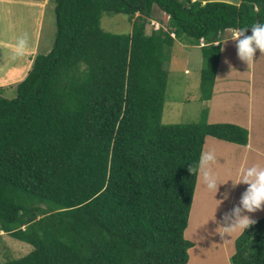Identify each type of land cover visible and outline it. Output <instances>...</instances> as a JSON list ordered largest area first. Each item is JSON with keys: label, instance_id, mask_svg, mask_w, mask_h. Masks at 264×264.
<instances>
[{"label": "trees", "instance_id": "1", "mask_svg": "<svg viewBox=\"0 0 264 264\" xmlns=\"http://www.w3.org/2000/svg\"><path fill=\"white\" fill-rule=\"evenodd\" d=\"M54 3L52 50L34 58L14 98L0 94V232L32 246L0 264H187L206 139L246 147L249 132L205 119L163 124L164 52L203 41L210 100L223 35L264 21V0ZM157 10L167 28L147 34ZM105 13L127 16L132 32L105 31ZM255 221L231 264H264V217Z\"/></svg>", "mask_w": 264, "mask_h": 264}, {"label": "rangeland", "instance_id": "2", "mask_svg": "<svg viewBox=\"0 0 264 264\" xmlns=\"http://www.w3.org/2000/svg\"><path fill=\"white\" fill-rule=\"evenodd\" d=\"M152 19L158 21L160 24L155 25L149 21L146 26V32L148 34L154 28L158 29L163 25L167 28L168 19L159 10L155 11V16ZM101 27L107 32L127 34L130 32L131 24L128 17L123 14L105 13L101 18ZM230 31L232 35V30ZM56 32L54 0H0V94L3 97L12 99L16 96V85L25 79L27 73L32 68L34 58L37 55H47L52 50ZM228 32L223 35L221 41L223 55L222 59L220 58L219 65L220 71H223L224 76L219 77V80H242L244 77L249 78V76H252L263 84L261 87H264V61H259L263 51L256 50L253 60L247 66V62L240 59L237 55L236 41H230L232 43L227 42L226 37L231 36L228 35ZM176 44L180 43L176 42ZM190 46L192 47L180 48L173 46L165 49V64L169 76L164 103L163 124L199 123L204 121V119L208 123L211 121V124L235 121L233 112H235L234 105L236 104H234L235 100H230L232 96L231 91L227 93L225 98H221V94H217L213 109L214 112L212 114L213 118L210 120L211 116L209 120L207 119V112L209 111L211 102H205L201 99L203 91L200 87L201 69L204 68L205 63L202 57V51L195 45ZM250 63L251 67L249 66ZM186 69L189 70V74H185ZM249 70L253 72L248 74ZM19 74L20 76L18 77ZM257 87L258 85L254 84L251 89V86L247 85L246 91L249 94L243 96L242 99L246 103H250L252 100L255 112L260 108L263 114L261 118L259 116L260 123L258 124V128L254 126L250 134L252 135V145L264 147V144L260 142L264 141V95L263 97L260 96ZM232 90L235 91L238 89H236V86H233ZM253 90L256 92L254 95ZM259 101L260 105L258 104ZM221 103L224 105L223 113H221ZM238 109L241 111L245 110L242 106H239ZM214 140L210 137L207 138L208 142H206L207 145L204 151L212 150L210 142ZM230 146L236 149L235 144ZM238 157L236 152L230 150L224 156L222 154L217 156V161L214 164L215 166L213 165V169L219 182L230 176L229 183L230 185L233 184L232 180L235 181L239 167L237 164ZM221 183L227 190V183ZM236 186L243 188L247 185L245 183H237ZM223 191L225 192V190ZM221 199L225 200L223 196H221ZM261 213L264 216V209ZM188 228L184 233V237L186 240L192 242L194 240L192 223L188 225ZM243 231L240 235L243 234ZM209 243L213 245L219 243V241L212 240ZM192 247L188 250L189 260L187 264H194L196 258V250ZM234 247L235 244H233V251L235 250ZM31 251L32 246L14 239L9 235H5L4 232H0V263H5L10 259L22 258ZM210 254L216 257L215 253L211 252ZM200 260L202 261V258L199 256V262ZM227 260L231 264V258ZM227 260L223 262V258L220 257L216 260V263L210 260L207 264H227Z\"/></svg>", "mask_w": 264, "mask_h": 264}, {"label": "crops", "instance_id": "3", "mask_svg": "<svg viewBox=\"0 0 264 264\" xmlns=\"http://www.w3.org/2000/svg\"><path fill=\"white\" fill-rule=\"evenodd\" d=\"M209 1H220V2L237 4V5L241 2V0H209ZM163 15L165 16L164 13ZM166 19L168 18L166 17ZM150 21L155 25L160 24L158 21H155L154 19H150ZM158 29L154 28V30H158ZM131 32H132V25H131V29L129 33ZM230 33L231 31L228 32V35H231ZM231 36L226 37V40L228 43H232L230 41H233V39L230 38ZM175 46L176 47L178 46L180 48L192 47L190 45H186V44L184 45L182 43L176 44L174 45V47ZM197 48L201 50V46H197ZM222 55H223V49L221 47V59H222ZM260 60L261 62L264 61V51H263L262 56H260L259 58V61ZM247 66H248V63H247ZM249 66L251 67V63ZM165 68H166V64H165ZM252 72H253L252 70H249L248 74ZM20 74L18 75V77L20 76ZM185 74H189L188 69L185 70ZM223 76H224L223 71L222 70L220 71V65H219L218 73L216 76V81L214 84L213 96L211 97L210 100H204V101L211 102V104L209 105V111L207 112V119L209 120V118L212 116L214 112L213 109H214V104L216 101L217 94L219 93L221 94V98L223 97L225 98L227 93L231 91L232 96L230 100H235L234 104L236 105H234L235 112H233V118L235 119V121H230L229 123L244 127L249 132V143L246 147L236 145V149H234L232 148L233 146H230L233 144L227 143L224 141H219L217 139H215L213 142H210L212 145L211 147L212 151L215 152L216 156H219L220 154L224 156L225 153L229 150L236 152L238 154L239 157L237 158V164L239 167L237 170V174L235 176L236 177L235 180H236L238 177V172L240 168L244 166H250L252 164H259L261 166H264V147H260L258 145H255V146L252 145V135L250 134V132L253 131L254 126L258 128V124L260 123L259 116L261 118L263 114L260 108H258V111L255 112L252 100L250 101V103H246L242 99L243 96H245L246 94H249L246 91L247 85L251 86V89H252V85L257 84L258 85L257 90L261 97H263L264 95V87H261V85L263 84L260 83L258 79L257 80L254 79L252 76H249V78L244 77V79L242 80L241 79H232V80L225 79V80L220 81L219 77H223ZM254 81H257V82H254ZM233 86H236V89L238 90L233 91L232 90ZM255 93L256 92L253 90V95ZM258 104L260 105V101ZM239 106L244 107L245 110L243 111L239 110L238 109ZM220 107H221V113H223L222 112L224 109L223 103H221ZM212 118L213 116L211 117L210 120H212ZM209 123H212V122L210 121ZM206 142H208L207 139H206ZM260 142L264 144V141H260ZM229 177L230 176L226 177L224 180L221 181V182L227 183L228 189L226 190L222 186L223 184L219 182L220 184L218 185V190L214 194L213 190H208L207 188L203 186L201 182L200 172L198 174L197 184H196L195 193H194V199H193L192 208H191L190 216H189V225H191L192 223V226L194 228V240H192V244H193L192 248L196 250V256H197L195 258L196 264H200V263L207 264V262H210V260H213L216 263L217 262L216 260H218L220 257H222L223 262H225L227 259L231 258L235 252V250L233 251L232 249L233 244H235L237 237L243 231L240 229H232L230 227H225L231 223V221L224 220L225 213H230V210L233 208V206L239 204L240 196L247 187L246 186V187L240 188V187H237L236 185L233 186V184L230 185ZM198 187L200 189H198ZM223 190H225V192ZM224 193H228V195H227V198H225V200H222L221 196H223ZM262 207L264 209V206ZM261 208L254 212H251V214L250 213H247V214L250 216V218L254 220L260 219L264 217L262 216L261 211L263 209ZM212 240L213 241L218 240L219 243L210 245L209 242H211ZM227 251H229V253L226 256H224ZM211 252L215 253L217 258L214 256H211L210 254ZM199 256L202 258V261L200 260V262H199ZM227 264H230L229 260H227Z\"/></svg>", "mask_w": 264, "mask_h": 264}, {"label": "clouds", "instance_id": "4", "mask_svg": "<svg viewBox=\"0 0 264 264\" xmlns=\"http://www.w3.org/2000/svg\"><path fill=\"white\" fill-rule=\"evenodd\" d=\"M249 26H251V34L246 35ZM249 26L234 29L230 37L236 41L238 57L247 63L253 60L257 49L261 52L264 51V21H257ZM200 46H203L202 40ZM216 161L217 156L212 150L202 152L198 161L201 182L205 188L213 190L214 194L220 184L213 169ZM232 183L233 186L237 183H245L247 187L240 196L239 204L233 206L230 213H225L224 220L231 221L225 227L245 230L256 222L247 213L254 212L264 206V166L252 164L240 168L237 179L232 180ZM227 195L228 193H224L223 198H227Z\"/></svg>", "mask_w": 264, "mask_h": 264}, {"label": "bare ground", "instance_id": "5", "mask_svg": "<svg viewBox=\"0 0 264 264\" xmlns=\"http://www.w3.org/2000/svg\"><path fill=\"white\" fill-rule=\"evenodd\" d=\"M218 142H219V141H218ZM199 183H200V181H199ZM199 186H200V184H199ZM198 189H200V188L198 187ZM196 195H197V194H196ZM195 200H196V199H195ZM192 215H193V214H192ZM203 215H204V214H203ZM192 218H193V217H192ZM193 223H194V222H193ZM189 228H190V227H189ZM189 228H188V229H189ZM200 229H201V228H200ZM186 236H187V235H186ZM189 236H190V235H189ZM189 236H188V237H189ZM228 253H229V251H227L226 254H225L224 256H226ZM195 256H196V255H195ZM193 257H194V256H193ZM196 257H197V256H196ZM203 262H204V261H203ZM198 263H199V262H198ZM194 264H196V259H195V261H194ZM200 264H202V263H200Z\"/></svg>", "mask_w": 264, "mask_h": 264}]
</instances>
